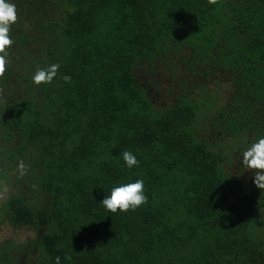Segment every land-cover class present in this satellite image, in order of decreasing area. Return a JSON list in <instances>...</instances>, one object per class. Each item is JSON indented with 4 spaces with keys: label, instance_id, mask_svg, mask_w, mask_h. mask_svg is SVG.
I'll use <instances>...</instances> for the list:
<instances>
[{
    "label": "trees",
    "instance_id": "1",
    "mask_svg": "<svg viewBox=\"0 0 264 264\" xmlns=\"http://www.w3.org/2000/svg\"><path fill=\"white\" fill-rule=\"evenodd\" d=\"M9 2L0 223L46 227L32 264H264V191L241 162L264 136V0ZM136 179L146 204L102 207Z\"/></svg>",
    "mask_w": 264,
    "mask_h": 264
},
{
    "label": "clouds",
    "instance_id": "2",
    "mask_svg": "<svg viewBox=\"0 0 264 264\" xmlns=\"http://www.w3.org/2000/svg\"><path fill=\"white\" fill-rule=\"evenodd\" d=\"M209 5H217L218 0H207ZM18 20L16 5L9 0H0V78L5 76L7 71L8 56L7 49L13 44L10 37L11 26ZM59 63H53L46 68H38L32 76V83L39 86L41 84H51L60 69ZM66 83H71L69 75L63 76ZM125 165L132 169L139 166V161L131 151L125 150L122 153ZM241 162L243 166L253 173V183L264 191V136L259 137L243 151ZM19 175L22 177L28 171V166L23 161L18 163ZM148 202L145 195V185L143 179H136L134 182L120 184L111 189L110 195H106L100 204L110 213L135 211L140 206ZM64 260H71V256L65 254ZM55 264H61V257H55Z\"/></svg>",
    "mask_w": 264,
    "mask_h": 264
},
{
    "label": "rangeland",
    "instance_id": "3",
    "mask_svg": "<svg viewBox=\"0 0 264 264\" xmlns=\"http://www.w3.org/2000/svg\"><path fill=\"white\" fill-rule=\"evenodd\" d=\"M7 186L0 191V203ZM46 229L39 225L14 226L0 223V264H32L39 250L38 240Z\"/></svg>",
    "mask_w": 264,
    "mask_h": 264
}]
</instances>
